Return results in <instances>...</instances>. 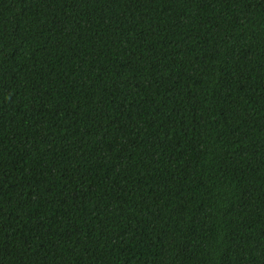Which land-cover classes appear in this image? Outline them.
<instances>
[{
	"label": "trees",
	"instance_id": "trees-1",
	"mask_svg": "<svg viewBox=\"0 0 264 264\" xmlns=\"http://www.w3.org/2000/svg\"><path fill=\"white\" fill-rule=\"evenodd\" d=\"M0 264H264V0H0Z\"/></svg>",
	"mask_w": 264,
	"mask_h": 264
}]
</instances>
